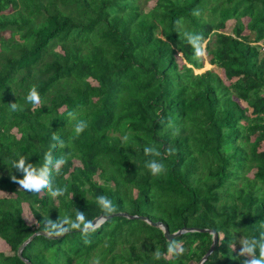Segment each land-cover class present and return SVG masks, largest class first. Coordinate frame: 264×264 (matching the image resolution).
I'll list each match as a JSON object with an SVG mask.
<instances>
[{
	"label": "trees",
	"instance_id": "trees-1",
	"mask_svg": "<svg viewBox=\"0 0 264 264\" xmlns=\"http://www.w3.org/2000/svg\"><path fill=\"white\" fill-rule=\"evenodd\" d=\"M182 30L203 35L204 58H194ZM262 43L264 0H154L145 11L138 0H0V240L8 247L0 264H26L17 247L48 218L104 215L100 195L169 232L211 228L217 243L202 264H240L238 239L258 236L264 222ZM204 61L221 74L196 72ZM32 85L38 105L26 101ZM72 111L88 123L79 137ZM53 133L64 147L52 149ZM153 145L160 157L144 154ZM50 149L67 159L54 176L67 192L55 199L11 179L22 177L12 167L18 154L40 166ZM150 159L166 171L153 176ZM88 239L78 230L38 234L20 254L32 264H197L211 235L183 232L171 239L184 254L159 260L153 253H166L171 239L138 218L111 215Z\"/></svg>",
	"mask_w": 264,
	"mask_h": 264
},
{
	"label": "clouds",
	"instance_id": "clouds-1",
	"mask_svg": "<svg viewBox=\"0 0 264 264\" xmlns=\"http://www.w3.org/2000/svg\"><path fill=\"white\" fill-rule=\"evenodd\" d=\"M194 16H199L200 13L196 10L192 13ZM183 18H180L175 23L178 29H182ZM181 34L189 45L194 49V58L201 59L206 56V48L204 44V37L202 34L182 30ZM26 101L38 105L41 103V97L35 85H32L26 95ZM12 110H17L16 103L11 104ZM71 120L75 121L73 131L76 137H79L88 127L87 121L77 118V113L72 111L68 113ZM167 127L171 130L173 136L179 134V127L175 126L171 121L168 122ZM52 140L55 141L52 145L54 149L57 145L60 147L65 146V142L59 135L53 133ZM129 137L123 136L122 141L128 142ZM50 149L44 154V162L40 166L29 162L26 155L18 154L17 159L12 161V167L16 171L22 173V177L18 178L15 175L11 179L20 185V188L26 192L33 194H40L46 192L53 199L64 195L67 192V186H57L54 184V176H58L62 167L67 163L66 156L55 157L53 151ZM167 155H173L174 149L168 148L165 150ZM143 152L146 156L160 157L161 152L157 147L145 146ZM145 167L150 171L153 176L162 175L166 171V166L158 159H150L146 161ZM96 203L99 206L104 216L101 219H106L117 212L113 201L105 196L100 195L96 197ZM99 222L87 219L84 212L79 210L75 213V218L65 215L63 218L59 217L55 222L50 218L44 222V234L49 238L61 237L68 234L72 230H78L84 237V244L88 245L91 240L88 239L90 232L96 231ZM261 231L258 236L250 238H241L239 243L241 249L239 252L240 264H264V222H261ZM185 248L181 241L171 239L167 244L166 253L156 250L153 255L156 260L161 259L165 254L169 256L183 255ZM91 264H100V259L93 258Z\"/></svg>",
	"mask_w": 264,
	"mask_h": 264
},
{
	"label": "water",
	"instance_id": "water-1",
	"mask_svg": "<svg viewBox=\"0 0 264 264\" xmlns=\"http://www.w3.org/2000/svg\"><path fill=\"white\" fill-rule=\"evenodd\" d=\"M115 216H123V217H126V218H138V219H141L145 222H147L148 224H150L151 226H156L158 227L159 229L162 230L163 232V236L165 237V239L169 240L183 232H188V231H198V232H206V233H209L211 235V241H210V244L208 246V248L206 249V251L203 253V255L200 257V259L197 261V264H202L203 261L207 258V256L212 252L214 246L216 245L217 243V233L211 229V228H198V227H181L173 232H169L166 225L160 221H151L149 220L147 217L145 216H141V215H131V214H127L125 212H116L115 214H113ZM104 215H98L97 217H94L92 220L94 221H98L99 224L104 220V219H101ZM98 224V225H99ZM38 234H44V232L38 230L34 233H32L31 235H29L18 247H17V250H16V253L18 255V257L21 258V260L23 262H25L26 264H32L31 262H29L28 260H26L25 258H23L20 254L22 248L24 247V245L30 241V239L32 237H34L35 235H38ZM53 238H56V237H53Z\"/></svg>",
	"mask_w": 264,
	"mask_h": 264
},
{
	"label": "rangeland",
	"instance_id": "rangeland-1",
	"mask_svg": "<svg viewBox=\"0 0 264 264\" xmlns=\"http://www.w3.org/2000/svg\"><path fill=\"white\" fill-rule=\"evenodd\" d=\"M139 1V4H140V7H141V10L142 11H145V10H147V9H149V7L153 4V1L154 0H138ZM242 21L245 23L246 21H247V18L246 17H243L242 18ZM230 27H231V20H227L226 22H225V25H224V29L223 30H225V31H229L230 30ZM243 32H247L246 30H243ZM261 50L262 51H264V43H262V45H261ZM207 68H210V69H212V70H214V71H216L217 73H219V74H221L220 73V70H217V69H215L214 67H212V66H210L208 63H206L205 61H204V63H203V66L200 68V69H197V70H195L196 72H199V71H202V70H204V69H207ZM242 105H245V103L244 102H240ZM0 194H2V191L0 190ZM23 206V217L26 219V221H33V219L31 218V216H30V214L27 212V209H26V207H25V205L23 204L22 205ZM239 240L240 239H238V243L235 245V247H236V249L240 252V249H241V245H240V243H239ZM0 251H3V252H8V247L4 244V242H2L1 240H0Z\"/></svg>",
	"mask_w": 264,
	"mask_h": 264
}]
</instances>
